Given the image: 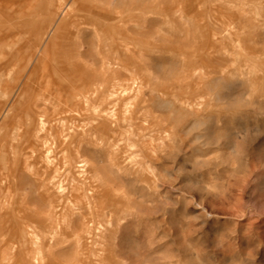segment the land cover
<instances>
[{"label":"rangeland","instance_id":"374dc122","mask_svg":"<svg viewBox=\"0 0 264 264\" xmlns=\"http://www.w3.org/2000/svg\"><path fill=\"white\" fill-rule=\"evenodd\" d=\"M0 201V264H264V0H0Z\"/></svg>","mask_w":264,"mask_h":264},{"label":"bare ground","instance_id":"6f19581e","mask_svg":"<svg viewBox=\"0 0 264 264\" xmlns=\"http://www.w3.org/2000/svg\"><path fill=\"white\" fill-rule=\"evenodd\" d=\"M195 1V0H194ZM228 3V2H227ZM239 4V3H238ZM165 6V5H164ZM189 6V5H188ZM237 6V5H236ZM146 7H148V6H146ZM195 7V6H194ZM48 8V7H47ZM196 8H198V7H196ZM146 9H148V8H146ZM233 9V8H232ZM192 10V9H191ZM198 10V9H197ZM225 10V9H224ZM111 11V10H110ZM164 11V10H163ZM126 12V11H125ZM190 12V11H189ZM197 12V11H196ZM137 13V12H136ZM146 13V12H145ZM248 14V13H247ZM202 16V15H201ZM192 17V16H191ZM230 17V16H229ZM53 18V17H52ZM142 18V17H141ZM164 18V17H163ZM173 18V17H172ZM212 18V17H211ZM218 18V17H217ZM133 19H134V17H133ZM229 19V18H228ZM169 20V19H168ZM198 20H200V19H198ZM261 20V19H260ZM128 21V20H127ZM208 21V20H207ZM215 21V20H214ZM223 22V21H222ZM132 23V22H131ZM172 23V22H171ZM222 24V23H221ZM228 24V23H227ZM246 26V25H245ZM57 27H59V26H57ZM92 27V26H91ZM219 27V26H218ZM53 29V28H52ZM236 29V28H235ZM237 30V29H236ZM52 31V30H51ZM251 31V30H250ZM223 32V31H222ZM240 32V31H239ZM52 33H54V32H52ZM52 33H51V35H52ZM125 33V32H124ZM249 34V33H248ZM50 35V34H49ZM234 35V34H233ZM126 36V35H125ZM225 37V36H224ZM236 37V36H235ZM137 38V37H136ZM208 40V39H207ZM256 42V41H255ZM40 43V42H39ZM49 43V42H48ZM45 45V44H44ZM225 46V45H224ZM45 48H46V46H45ZM44 48V49H45ZM42 49V48H41ZM196 49V48H195ZM43 50V49H42ZM45 51V50H44ZM43 55V54H42ZM76 55V54H75ZM45 57V56H44ZM189 57V56H188ZM142 59V58H141ZM143 61V60H142ZM71 62V61H70ZM38 63V62H37ZM193 63V62H192ZM138 64V63H137ZM92 65V64H91ZM110 65V64H109ZM191 67V66H190ZM187 70V69H186ZM203 70H204V68H203ZM198 74V73H197ZM95 75V74H94ZM199 75H201V74H199ZM228 76V75H227ZM231 76V75H230ZM220 83V82H219ZM221 84V83H220ZM134 88V87H133ZM263 92V91H262ZM126 93V92H125ZM233 93V92H232ZM78 94V93H77ZM229 94V93H228ZM257 95V94H256ZM111 96V95H110ZM164 100V99H163ZM3 103V102H2ZM170 103V102H169ZM5 106V105H4ZM194 114V113H193ZM98 117V116H97ZM46 119V118H45ZM62 119V118H61ZM174 120V119H173ZM32 122V121H31ZM174 122V121H173ZM47 123V122H46ZM62 123V122H61ZM32 124V123H31ZM30 124V125H31ZM39 126H40V124H38ZM37 125V126H38ZM37 137V136H36ZM45 143V142H44ZM49 152V151H48ZM16 157V156H15ZM18 158V157H17ZM69 160H70V158H69ZM68 160V161H69ZM65 163V162H64ZM19 164V163H18ZM67 164V163H66ZM83 165V164H82ZM67 166V165H66ZM10 169V168H9ZM4 186V185H3ZM4 201V200H3ZM7 201V200H6ZM9 202V205L10 204H12V203H10V201H8ZM15 202V201H14ZM2 203H1V201H0V209H1V205ZM9 217V216H8ZM15 217V216H14ZM9 219V218H8ZM24 220V219H23ZM12 221V220H11ZM11 221H10V223H11ZM9 222V221H8ZM64 222H65V220H64ZM9 226H10V224H9ZM12 226V225H11ZM14 226V225H13ZM12 226V227H13ZM9 228V227H8ZM18 230V229H17ZM9 234V233H8ZM14 234V233H13ZM39 235V234H38ZM9 236V235H8ZM71 237V236H70ZM43 239V238H42ZM54 239V238H53ZM3 241V240H2ZM4 242V241H3ZM28 242H30V241H28ZM75 242V241H74ZM5 244H6V242H5ZM29 244H31V243H29ZM33 244V243H32ZM38 244V243H37ZM42 245V244H41ZM65 246V245H64ZM21 250V249H20ZM35 253V252H34ZM22 255V254H21ZM47 255V254H46ZM92 255V254H91ZM33 256V255H32ZM16 258H18V257H16ZM2 263V262H1ZM38 264V263H37ZM55 264V263H54Z\"/></svg>","mask_w":264,"mask_h":264}]
</instances>
